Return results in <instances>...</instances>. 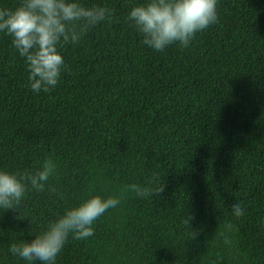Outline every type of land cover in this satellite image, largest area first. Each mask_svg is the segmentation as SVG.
Listing matches in <instances>:
<instances>
[{
  "label": "trees",
  "instance_id": "obj_1",
  "mask_svg": "<svg viewBox=\"0 0 264 264\" xmlns=\"http://www.w3.org/2000/svg\"><path fill=\"white\" fill-rule=\"evenodd\" d=\"M139 2L82 0L110 15L62 45L67 70L48 92L26 87L23 59L0 33V167L57 162L55 192L0 209V264H23L9 243L99 191L100 178L153 194L126 191L56 264H264V0H217L215 24L162 52L126 19Z\"/></svg>",
  "mask_w": 264,
  "mask_h": 264
},
{
  "label": "clouds",
  "instance_id": "obj_2",
  "mask_svg": "<svg viewBox=\"0 0 264 264\" xmlns=\"http://www.w3.org/2000/svg\"><path fill=\"white\" fill-rule=\"evenodd\" d=\"M110 11L104 5L86 6L82 0H19L13 8H0V33L11 37L12 47L23 59L26 87L33 93L55 88L62 71L67 70L60 54L62 45L78 44L87 29L106 21ZM126 19L143 45L154 52H162L172 44L186 48L196 33L217 22V0H141L129 8ZM56 176L57 162L51 157L39 161L31 170L0 167V209L14 210L28 191L55 192L49 180ZM97 183L101 185L99 191L64 208L30 240H13L8 253L23 264H56L69 237L81 241L92 237L94 222L115 209L126 191L134 190L140 197L152 193L146 185L112 190L103 187L107 183L103 178ZM159 191L160 188L155 192ZM231 209L234 216L243 213L239 202ZM231 227L225 224L224 232Z\"/></svg>",
  "mask_w": 264,
  "mask_h": 264
}]
</instances>
